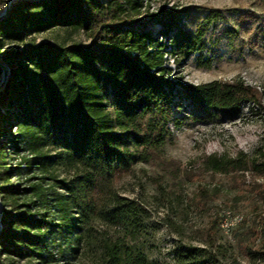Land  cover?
Instances as JSON below:
<instances>
[{"label":"trees","instance_id":"1","mask_svg":"<svg viewBox=\"0 0 264 264\" xmlns=\"http://www.w3.org/2000/svg\"><path fill=\"white\" fill-rule=\"evenodd\" d=\"M139 5L140 0H14L0 17V77L1 66L7 69L0 86V264L2 257L53 264L50 245L60 246L58 238L72 234L69 249L77 251L88 235L81 229L95 219L120 229L98 238L99 264H162L135 241L146 208L118 194L113 176L164 142L182 100L188 117L198 122L236 115L244 103L260 108L256 90L240 77L201 83L169 77L168 56L179 61L194 54L198 66L211 65L206 33L220 10H208L189 30L180 24L187 7L162 6L152 32L128 14ZM53 27L84 29L90 40H32L3 49L6 42H24ZM253 28L264 50V19ZM224 33L233 38L237 29ZM48 144L54 152L44 149ZM208 159L215 170L251 167L264 174V136L251 156ZM57 165L71 175L49 173L53 182L46 188L44 173ZM171 251L168 264H218L209 242L178 244ZM250 253L264 260V250Z\"/></svg>","mask_w":264,"mask_h":264},{"label":"rangeland","instance_id":"2","mask_svg":"<svg viewBox=\"0 0 264 264\" xmlns=\"http://www.w3.org/2000/svg\"><path fill=\"white\" fill-rule=\"evenodd\" d=\"M12 1L0 0V17ZM140 1L138 9H131L128 14L143 21L152 32L158 26L152 21L153 16L162 6L187 7L180 24L189 30L195 28L208 10H220L206 33L205 53L211 52V65L198 66L194 54L179 61L168 56L165 64L169 77L184 83L240 77L256 90L260 108L244 103L236 115L201 122L188 117L186 100H182L179 109L174 108L175 119L167 124L164 142L150 149L146 160L133 162L128 170L112 178L118 194L136 200L147 210L142 219L143 229L135 241L149 258L162 264L172 262L173 246L205 242L211 243L218 264H264L262 258H253L250 253L264 250V174L251 167L215 170L208 159V156L235 158L240 153L251 156L264 136V50L253 39L255 23L264 19V0ZM225 28H236L237 33L228 37ZM161 39L167 42L165 37ZM32 40L84 45L90 38L84 29L53 27L28 36L24 42H6L3 49ZM44 149L54 152L51 144ZM49 173L58 178L71 175L66 166L51 168L42 179L46 188L53 182ZM225 211L233 215L230 225H226L223 217ZM81 230L88 235L82 236L75 252L69 249L72 234L64 240L58 238L60 246L50 245L56 258L53 264H99L98 238L113 236L120 229L95 219ZM2 258L4 264H29L25 259L9 263Z\"/></svg>","mask_w":264,"mask_h":264},{"label":"water","instance_id":"3","mask_svg":"<svg viewBox=\"0 0 264 264\" xmlns=\"http://www.w3.org/2000/svg\"><path fill=\"white\" fill-rule=\"evenodd\" d=\"M2 72H1V77H0V86L2 85L3 81L5 80L7 76V69L3 65L1 66Z\"/></svg>","mask_w":264,"mask_h":264},{"label":"built area","instance_id":"4","mask_svg":"<svg viewBox=\"0 0 264 264\" xmlns=\"http://www.w3.org/2000/svg\"><path fill=\"white\" fill-rule=\"evenodd\" d=\"M223 217L226 218V225L228 224V222H233V215H227L226 211L223 212Z\"/></svg>","mask_w":264,"mask_h":264},{"label":"bare ground","instance_id":"5","mask_svg":"<svg viewBox=\"0 0 264 264\" xmlns=\"http://www.w3.org/2000/svg\"><path fill=\"white\" fill-rule=\"evenodd\" d=\"M232 223V222H231ZM228 225H230V224H228ZM227 227V226H226Z\"/></svg>","mask_w":264,"mask_h":264}]
</instances>
